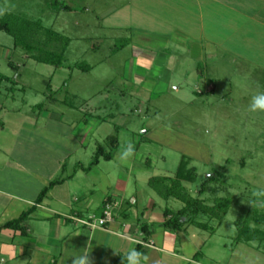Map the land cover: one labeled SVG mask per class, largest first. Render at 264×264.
I'll return each instance as SVG.
<instances>
[{
    "label": "rangeland",
    "instance_id": "374dc122",
    "mask_svg": "<svg viewBox=\"0 0 264 264\" xmlns=\"http://www.w3.org/2000/svg\"><path fill=\"white\" fill-rule=\"evenodd\" d=\"M52 1L0 0V16L10 11L41 20L70 38L63 67L57 68L29 58L13 36L0 33V72L16 82H0V106L19 108L23 118L42 114L34 141L29 136L19 140L30 141L34 151L61 156L58 176L69 180L74 191L97 184L107 167L118 168L129 177V195L137 189L144 202L153 197L175 210L183 203L160 196L147 178L175 176L187 156L198 172L195 181L184 182L194 196L214 174L209 187L218 191L208 190L203 197L210 204L217 196L232 198L221 221L205 215L198 219L209 223L214 235L206 247H215L226 260L223 253L237 245L244 220L264 214V111L251 110L253 97L264 92L260 20L244 26L245 38L230 40L221 30L227 45H220L215 59L206 57L205 45L172 32L149 35L143 27L139 32L136 25H119L116 17L105 16L124 0H56L72 11L53 8ZM143 48L160 54L144 62L136 55ZM85 64L92 69L78 67ZM86 120L87 127L80 129ZM112 134L118 135L113 159L101 158L90 167L100 145L112 151ZM129 147L132 152L125 156ZM259 242L264 249V238ZM259 261L264 264L263 257Z\"/></svg>",
    "mask_w": 264,
    "mask_h": 264
},
{
    "label": "crops",
    "instance_id": "0c3cea01",
    "mask_svg": "<svg viewBox=\"0 0 264 264\" xmlns=\"http://www.w3.org/2000/svg\"><path fill=\"white\" fill-rule=\"evenodd\" d=\"M110 7L105 16L116 17L119 25H136L139 32L143 27L142 32L158 37L172 32L205 45L207 58L216 59L220 45H227L222 43V32L230 40L245 38L241 31L255 18L260 20L264 34V0H124ZM159 54L156 49L136 50L144 62H154ZM21 116L19 108L0 106V228L36 208L23 223L24 230H0V264H73L80 257H85L87 264H116L120 256L137 250L139 244L142 256H147L141 264H261L264 249L258 240L237 242L223 253L224 260L215 247H206L214 236L208 230L192 224L181 230L164 227L165 211H178L183 205L175 210L153 197L144 202L137 189L129 195V177L118 168L107 167L98 183L84 192L74 191L65 180L38 203L44 187L59 179L62 158L55 152L34 151L30 141L19 140L29 136L34 141L43 124L42 114L38 118ZM49 118L52 114L48 113ZM84 123L82 130L87 120ZM82 133L79 130L76 135ZM153 177L147 178L149 182ZM95 205L98 211L93 210ZM106 211L111 213V220L100 225Z\"/></svg>",
    "mask_w": 264,
    "mask_h": 264
},
{
    "label": "trees",
    "instance_id": "16d2710c",
    "mask_svg": "<svg viewBox=\"0 0 264 264\" xmlns=\"http://www.w3.org/2000/svg\"><path fill=\"white\" fill-rule=\"evenodd\" d=\"M50 5L53 8H63L72 11L69 5H65L59 1H52ZM0 33H7L13 36L16 43L26 50L30 58L44 64L53 65L57 68L63 67V60L65 51L69 45L70 38L63 36L61 33L52 28H47L43 25L41 20H33L25 18L14 12H6L0 16ZM58 50H61L59 53ZM84 71L92 69L89 65H78ZM0 82L16 83L12 81L11 77L0 72ZM148 132V131H147ZM118 135L112 134L108 137L109 143L112 144V151L107 152V149L100 145L94 155L93 161L90 164H98L101 158L112 160L114 151L118 147ZM198 172L195 166H189V159L183 156L178 171L175 176H156L153 177L149 184L164 198H175L183 203V207L178 211L167 209L165 211V221L162 225L171 230H181L185 225H196L203 229H209V223L199 221L202 216L208 217L210 221L217 218L220 221L228 212L232 205V198L225 196H217L214 198V204H210V198H205L208 190L211 193H216L218 190L215 187H209V184L215 181L216 175L209 176L203 183L197 196L187 189L185 181L193 182L197 179ZM66 178H59L53 180L50 184L41 191L37 198V202H42L49 191L56 185L64 183ZM36 206L15 220L9 221L0 228H13L24 230L23 223L28 219L30 214L34 211ZM252 212V211H250ZM263 215V216H262ZM257 217H247L244 223L239 227V234L236 238L237 242L250 243L252 241L264 238V214ZM252 221L255 225H251ZM262 227V228H261ZM144 230L147 226L143 227ZM142 246L139 244L137 250L141 253ZM127 256H120L116 264H126Z\"/></svg>",
    "mask_w": 264,
    "mask_h": 264
},
{
    "label": "clouds",
    "instance_id": "9594fccd",
    "mask_svg": "<svg viewBox=\"0 0 264 264\" xmlns=\"http://www.w3.org/2000/svg\"><path fill=\"white\" fill-rule=\"evenodd\" d=\"M251 110L257 111L261 110L264 111V92L253 97V102L251 104ZM132 152V148L129 147L128 150L125 152V156L129 155ZM264 206V205H261ZM127 262L128 264H141V259L147 260V256H142L141 253L132 249L127 255ZM73 264H87V260L85 257H80L76 259Z\"/></svg>",
    "mask_w": 264,
    "mask_h": 264
},
{
    "label": "built area",
    "instance_id": "2783aa9c",
    "mask_svg": "<svg viewBox=\"0 0 264 264\" xmlns=\"http://www.w3.org/2000/svg\"><path fill=\"white\" fill-rule=\"evenodd\" d=\"M111 220V213L109 211H106L105 212V217H103L101 220H100V225H104L105 223H107L108 221Z\"/></svg>",
    "mask_w": 264,
    "mask_h": 264
}]
</instances>
